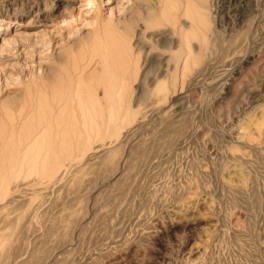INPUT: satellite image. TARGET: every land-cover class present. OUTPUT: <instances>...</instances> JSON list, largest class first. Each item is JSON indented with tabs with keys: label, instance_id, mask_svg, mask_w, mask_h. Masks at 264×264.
Masks as SVG:
<instances>
[{
	"label": "rangeland",
	"instance_id": "obj_1",
	"mask_svg": "<svg viewBox=\"0 0 264 264\" xmlns=\"http://www.w3.org/2000/svg\"><path fill=\"white\" fill-rule=\"evenodd\" d=\"M88 1L0 0V121L17 120L18 133L34 124L29 66L51 65L36 44L79 41L110 9L123 23L105 31L112 78H124L130 112L106 121L103 105L96 121H62V151L44 169H0V264H30L34 251L40 264H264V0ZM128 34L123 59L114 47ZM9 248L18 254L4 263Z\"/></svg>",
	"mask_w": 264,
	"mask_h": 264
},
{
	"label": "bare ground",
	"instance_id": "obj_2",
	"mask_svg": "<svg viewBox=\"0 0 264 264\" xmlns=\"http://www.w3.org/2000/svg\"><path fill=\"white\" fill-rule=\"evenodd\" d=\"M100 1L104 2V0H100ZM108 1L109 0H106L104 4H106ZM88 3H94V2L92 0H89ZM182 4L181 6H184V4L183 5ZM174 11L175 9L171 8L170 10H168L167 13H172L171 14L172 20L176 21L175 18L177 17V14L175 15ZM108 13L109 14L107 18H105L102 25L96 16L93 17V20L88 23V25L90 24L93 27L90 30H88L85 35L80 36L79 41H72V40L68 41L66 37L64 38L63 36L64 34H63L62 35L63 37L60 38V41H57V43L60 42L61 47H59L58 50L54 51L53 53L51 51L52 44L50 40L52 38L50 36H49L50 40L48 39L49 41L43 39V41L38 42L37 44L32 42L34 46L36 45L38 46V44L41 43L43 47H40V48H44L45 46L46 50L45 51L43 50L42 54L44 56V59L49 58L48 61L49 62L51 61L50 62L51 65L48 64L50 66L43 67V65H41L42 63L41 64L38 63L36 66L31 67L30 65L31 63L29 64L30 65L29 67L31 68L30 69L31 72L29 76H27L29 78H28V81L25 82L24 87L26 89L27 94L29 96H32V98L34 99L33 100L34 109L37 114L33 118L34 124L26 129L22 127L18 133V130H16L18 128L17 127L18 125L16 124L17 120L13 121L12 120L13 118L11 119L9 118L10 121H0V138L1 139L5 138V135L7 133L11 135L16 134V132L18 134L25 133V136L17 137L15 143L13 144L11 148L8 147L6 143L0 144V169L4 168L6 172H12V171L20 172L22 170L35 172L38 169H41V170L44 169L46 166V160L50 152L53 151L57 155H59V152L62 151V147H63L62 121H68V122L69 121H83L84 125L86 123L85 121H96L95 118L98 115V111H101L100 109L103 107V105H105L106 110H107L106 115H105L106 121H112L114 119H120L122 121V120H125L130 115V112L128 111V109H124V108L122 109L121 107L122 93L125 89V86H127L125 85L124 78L120 80V82H117V84L114 85V79L112 78V69H111V63H112L111 62V55H112L111 44L108 41L107 32H105L107 31L106 28L108 27L116 28L118 24L119 23L121 24L122 22L119 19L115 21L112 18L111 9L108 10ZM122 17L123 16H121L120 18ZM193 17L196 19H195V22L194 20L192 21L191 27L195 26V28L198 31L202 32L201 26H200L201 23L199 20L200 11L198 9L194 10ZM125 19L126 18L123 17V20ZM130 19L133 20V17H131ZM144 19L146 21L145 23H148V24L152 23L154 20L153 16L148 13L145 15ZM125 26L126 24L122 27V30L124 31L126 30ZM56 29H58V27ZM48 32L50 31L48 30ZM60 33H57V34H60ZM132 35L133 34H128L126 39H124L123 37L121 40V43L117 44L114 47V52H117V54L124 55L123 59L127 55L125 53L127 51L128 52L131 51ZM181 35L183 37V42H182L183 66H182V69L186 70L189 64L192 62L191 61V49L192 48L190 49L188 34L182 33ZM42 36L47 38L46 33H43ZM200 38H201L200 40L201 47H203L206 41V35L202 32ZM92 39L93 40L95 39L96 42L92 43L91 48L92 49L97 48L99 50V54H98L99 56L97 60H95L94 56L91 54L92 51L90 52L89 45L91 44ZM10 42L12 43L13 41H8V40L6 41L7 44H10ZM125 42L126 44H124ZM32 44H31V47L33 46ZM34 46L32 50L36 49L34 48ZM50 46H51L50 48L51 50L49 49ZM40 51L41 50H39L38 52L41 53ZM72 51H76L78 54L81 53V57L79 59L77 58L78 60L76 61L73 60L71 56V53H73ZM35 52H37V50ZM128 58L129 57H127L126 60H128ZM37 61H35V63ZM42 61H45V60L42 59ZM42 61L40 59V62ZM71 64H72V68L69 69L71 67L70 66ZM23 65L28 67L27 63ZM13 78H12V81L16 79V78L14 79ZM25 78L26 77H24L23 79L25 80ZM15 82L17 84L22 83L21 80L18 81V78L16 79ZM98 84H102L101 86H103L102 96H99L96 94L95 88ZM157 89L165 90V85L160 84L157 87ZM114 98L116 99V102L114 101ZM88 130L89 129L84 130L83 128L84 132L85 131L87 132ZM90 130L91 131L94 130L95 133H98L97 128L96 129L91 128ZM51 138H52V141L50 142ZM1 158H3V160H1ZM26 244H29V243H26ZM12 248L7 249L6 252L4 253L5 255L4 259L6 260L5 261L3 259L4 263H6L7 261H10L8 259H13L14 257L15 258L17 257L18 253L16 249H12ZM45 259L46 257L44 255L40 254L39 252L37 253L34 251L30 253L27 259V262L30 264H34V262L37 261V264H40L38 263L40 260H41L40 262H42V260H44L43 262H47L45 261Z\"/></svg>",
	"mask_w": 264,
	"mask_h": 264
}]
</instances>
